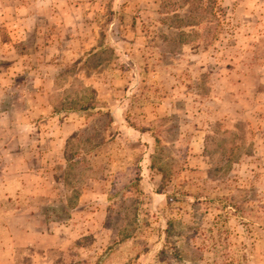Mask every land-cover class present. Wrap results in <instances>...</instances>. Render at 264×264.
I'll list each match as a JSON object with an SVG mask.
<instances>
[{"label":"rangeland","instance_id":"374dc122","mask_svg":"<svg viewBox=\"0 0 264 264\" xmlns=\"http://www.w3.org/2000/svg\"><path fill=\"white\" fill-rule=\"evenodd\" d=\"M0 264H264V0H0Z\"/></svg>","mask_w":264,"mask_h":264},{"label":"trees","instance_id":"16d2710c","mask_svg":"<svg viewBox=\"0 0 264 264\" xmlns=\"http://www.w3.org/2000/svg\"><path fill=\"white\" fill-rule=\"evenodd\" d=\"M156 142L157 143H159V141L158 140H156ZM163 182L165 183L166 182V175H165V173L163 172Z\"/></svg>","mask_w":264,"mask_h":264}]
</instances>
